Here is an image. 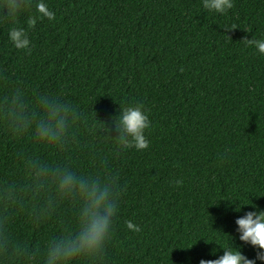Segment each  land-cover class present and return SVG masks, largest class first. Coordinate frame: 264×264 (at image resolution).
<instances>
[{
  "label": "trees",
  "instance_id": "1",
  "mask_svg": "<svg viewBox=\"0 0 264 264\" xmlns=\"http://www.w3.org/2000/svg\"><path fill=\"white\" fill-rule=\"evenodd\" d=\"M35 3L21 26L36 14ZM44 3L55 19L29 30L30 55L9 41L12 25L0 23V95L16 85L29 97L62 94L85 113L76 129L81 144L45 150L0 129V180L20 176L21 156L40 154L83 172L106 157L125 188L108 264L215 260L229 243L226 234L244 256L264 264L255 259L259 249L239 240L235 223L264 211V56L242 42L264 39V0H233L223 15L204 10L202 0ZM231 25L237 28L226 31ZM135 104L144 105L151 122L149 147L113 159V141L93 137L89 127L103 121L116 136L112 118ZM250 202L256 208L235 210ZM71 223L67 209L43 224L33 222L30 206L16 210L7 224L16 251L0 253V264H20V252L40 248Z\"/></svg>",
  "mask_w": 264,
  "mask_h": 264
},
{
  "label": "clouds",
  "instance_id": "2",
  "mask_svg": "<svg viewBox=\"0 0 264 264\" xmlns=\"http://www.w3.org/2000/svg\"><path fill=\"white\" fill-rule=\"evenodd\" d=\"M32 7L33 0H0V23L12 25L9 41L15 49L25 50L29 55L32 52L29 30L38 21L55 19V13L44 0H36V14L27 17L26 27L21 26V15ZM202 7L207 12L223 15L234 4L233 0H202ZM235 28L236 25H231L225 30ZM242 42L264 56V39L245 38ZM85 120V113L59 93L37 92L29 97L23 87L16 85L0 95V129L13 140L30 138L38 148L64 152L71 145H80L76 129ZM112 120L118 135H109V128L100 120L102 126H90L89 133L113 141L110 153L113 159L126 150L143 151L149 147L145 131L151 122L144 105L120 108ZM21 159L24 167L20 176L0 180V253L7 255L16 251L7 234V224L16 210L30 206L33 222L43 224L58 210L67 209L72 214V223L50 236L40 248L20 252V264H108L115 219L125 188L119 173L108 168L107 158H101L95 165L96 170L91 172L78 171L68 163L50 162L40 154L21 156ZM174 183L182 185L183 181ZM245 205L256 208L250 202L237 204L235 210ZM125 223L129 230L141 231L132 221ZM235 223L239 240L259 249L255 259L264 261V211L247 212ZM226 236L229 243L222 248L223 255L215 260L202 259L199 264H255V260L248 259L233 246L231 236Z\"/></svg>",
  "mask_w": 264,
  "mask_h": 264
}]
</instances>
